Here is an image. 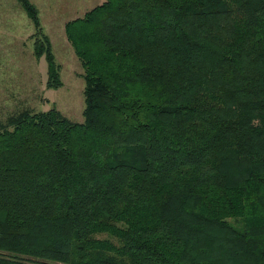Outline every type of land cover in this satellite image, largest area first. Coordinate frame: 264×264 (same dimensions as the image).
Listing matches in <instances>:
<instances>
[{
  "label": "trees",
  "instance_id": "obj_1",
  "mask_svg": "<svg viewBox=\"0 0 264 264\" xmlns=\"http://www.w3.org/2000/svg\"><path fill=\"white\" fill-rule=\"evenodd\" d=\"M65 33L82 121H0V264H264V0H104Z\"/></svg>",
  "mask_w": 264,
  "mask_h": 264
},
{
  "label": "rangeland",
  "instance_id": "obj_2",
  "mask_svg": "<svg viewBox=\"0 0 264 264\" xmlns=\"http://www.w3.org/2000/svg\"><path fill=\"white\" fill-rule=\"evenodd\" d=\"M103 1L28 0L37 10V27L18 0H0V121L24 109L45 111L52 106L82 121V68L65 25ZM36 34L48 39L60 66L57 88L47 87V62L34 53Z\"/></svg>",
  "mask_w": 264,
  "mask_h": 264
}]
</instances>
